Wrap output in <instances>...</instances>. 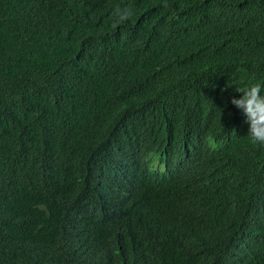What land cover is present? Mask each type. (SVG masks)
<instances>
[{
	"label": "trees",
	"instance_id": "16d2710c",
	"mask_svg": "<svg viewBox=\"0 0 264 264\" xmlns=\"http://www.w3.org/2000/svg\"><path fill=\"white\" fill-rule=\"evenodd\" d=\"M253 82L264 0H0V264H264Z\"/></svg>",
	"mask_w": 264,
	"mask_h": 264
},
{
	"label": "clouds",
	"instance_id": "9594fccd",
	"mask_svg": "<svg viewBox=\"0 0 264 264\" xmlns=\"http://www.w3.org/2000/svg\"><path fill=\"white\" fill-rule=\"evenodd\" d=\"M236 91L242 95L233 97L231 102L246 116L249 124L247 137L253 145L264 146V84L253 82L243 87L236 86ZM186 236L179 233L175 241L178 237Z\"/></svg>",
	"mask_w": 264,
	"mask_h": 264
}]
</instances>
